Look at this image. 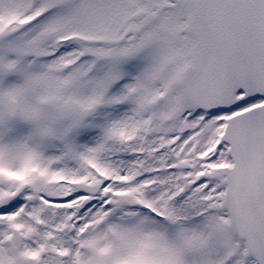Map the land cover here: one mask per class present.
<instances>
[{
	"label": "snow or ice",
	"instance_id": "1",
	"mask_svg": "<svg viewBox=\"0 0 264 264\" xmlns=\"http://www.w3.org/2000/svg\"><path fill=\"white\" fill-rule=\"evenodd\" d=\"M0 264H264V0H0Z\"/></svg>",
	"mask_w": 264,
	"mask_h": 264
}]
</instances>
